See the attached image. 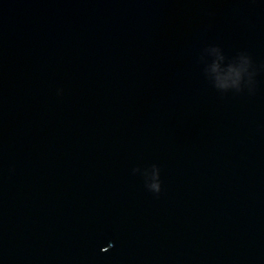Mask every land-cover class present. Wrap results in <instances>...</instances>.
Listing matches in <instances>:
<instances>
[{
	"label": "water",
	"instance_id": "95a60500",
	"mask_svg": "<svg viewBox=\"0 0 264 264\" xmlns=\"http://www.w3.org/2000/svg\"><path fill=\"white\" fill-rule=\"evenodd\" d=\"M0 264H264V0H0Z\"/></svg>",
	"mask_w": 264,
	"mask_h": 264
},
{
	"label": "clouds",
	"instance_id": "9594fccd",
	"mask_svg": "<svg viewBox=\"0 0 264 264\" xmlns=\"http://www.w3.org/2000/svg\"><path fill=\"white\" fill-rule=\"evenodd\" d=\"M148 188L153 191V192H159L161 185L159 182V171L158 169H154L153 174H152V182L147 185Z\"/></svg>",
	"mask_w": 264,
	"mask_h": 264
}]
</instances>
